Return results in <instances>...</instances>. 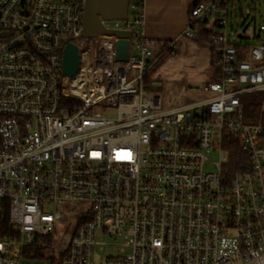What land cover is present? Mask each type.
I'll list each match as a JSON object with an SVG mask.
<instances>
[{
  "label": "built area",
  "instance_id": "obj_1",
  "mask_svg": "<svg viewBox=\"0 0 264 264\" xmlns=\"http://www.w3.org/2000/svg\"><path fill=\"white\" fill-rule=\"evenodd\" d=\"M142 1L101 19L130 33L119 61L116 34L80 36L84 0H0V212L13 231L0 264H264V124L246 122L240 101L264 90V44L231 42L230 0H195L181 35L205 24L214 76L202 98L162 108L146 78L175 40L146 36ZM67 42L73 75L62 73ZM224 129L250 158L228 178Z\"/></svg>",
  "mask_w": 264,
  "mask_h": 264
},
{
  "label": "rangeland",
  "instance_id": "obj_2",
  "mask_svg": "<svg viewBox=\"0 0 264 264\" xmlns=\"http://www.w3.org/2000/svg\"><path fill=\"white\" fill-rule=\"evenodd\" d=\"M260 24H264V0H230L227 27L229 39L233 43L241 41L248 46L264 44V31L259 30ZM238 34H244V38L239 37ZM167 58L165 57V61H163L165 64L159 63V60L156 62L154 68H152L156 70L157 79L156 81H152L148 87L149 90L157 92L160 95L162 108H169L202 98L205 94L201 87L199 86L196 89L194 83L188 82L187 84L186 81L194 73H196L197 79L201 81L202 79L206 82L211 81V67L207 59L200 58L199 70H197L194 64H192L194 63V59L189 63L187 62L186 66H183L179 61H172V59L170 61ZM195 84L201 85V82H196ZM188 85L191 86L189 87ZM208 159L218 160V151L215 150L209 153ZM62 230L63 227L55 228L56 233H60ZM95 239L105 243L114 241L113 238L100 231H96ZM115 241L118 242L119 237H116ZM100 253L102 255H113L116 253V249L115 247L106 245ZM19 264H51V262L48 259L21 258Z\"/></svg>",
  "mask_w": 264,
  "mask_h": 264
},
{
  "label": "crops",
  "instance_id": "obj_3",
  "mask_svg": "<svg viewBox=\"0 0 264 264\" xmlns=\"http://www.w3.org/2000/svg\"><path fill=\"white\" fill-rule=\"evenodd\" d=\"M194 1L195 0H143L141 2V7L144 15V33L149 38L155 39L159 42L175 40L173 53H165L161 55L156 62L160 60L159 63H163L165 57H169L167 58L168 60H177L182 63L183 66H186L187 62L189 63L194 59V63L192 64H194L195 68L199 70L200 58H206L211 67L210 77L212 79L214 76L211 63L213 59V49L209 43L199 42L195 39L186 38L181 35L186 27L189 19V9ZM238 35L239 37L244 38L242 35ZM237 43L238 45L241 44L240 51L247 46L241 41ZM160 46V44L154 46L152 49L154 54L158 53ZM156 62L153 64L152 68H154ZM163 64H165V62ZM150 70L148 73L149 83L156 81L157 79L156 70ZM195 74L196 73L188 77L186 83L188 84V82H192L194 83V87L198 89L199 86L202 87L206 81H203V79L202 81L197 79ZM196 82H201V85H196ZM188 86L190 87L191 85Z\"/></svg>",
  "mask_w": 264,
  "mask_h": 264
},
{
  "label": "trees",
  "instance_id": "obj_4",
  "mask_svg": "<svg viewBox=\"0 0 264 264\" xmlns=\"http://www.w3.org/2000/svg\"><path fill=\"white\" fill-rule=\"evenodd\" d=\"M192 28L195 40L208 42L209 30L204 23H195ZM211 63L213 64V61ZM149 84L147 77V88ZM240 101L242 104V118L246 122H260L264 124V90L244 94L240 97ZM221 149L227 155L226 161L222 164V174L225 178L250 168L249 155L240 148L236 135L227 129L221 132ZM12 232V226L8 221V206L5 204L3 210L0 212V238L12 234Z\"/></svg>",
  "mask_w": 264,
  "mask_h": 264
},
{
  "label": "water",
  "instance_id": "obj_5",
  "mask_svg": "<svg viewBox=\"0 0 264 264\" xmlns=\"http://www.w3.org/2000/svg\"><path fill=\"white\" fill-rule=\"evenodd\" d=\"M131 0H84L83 21L80 36L94 37L102 33H114L118 40L115 42V59H128L129 31L108 30L104 28L101 19H125ZM79 64V51L75 44L67 42L62 53V73L73 75Z\"/></svg>",
  "mask_w": 264,
  "mask_h": 264
}]
</instances>
